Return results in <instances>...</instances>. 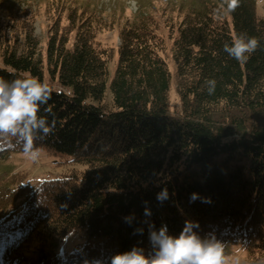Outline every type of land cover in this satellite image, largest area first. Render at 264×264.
I'll use <instances>...</instances> for the list:
<instances>
[{
    "label": "trees",
    "instance_id": "1",
    "mask_svg": "<svg viewBox=\"0 0 264 264\" xmlns=\"http://www.w3.org/2000/svg\"><path fill=\"white\" fill-rule=\"evenodd\" d=\"M180 1L170 47L180 99L175 112L165 43L146 12L127 20L117 48L98 40L92 17L70 11L62 23L61 10L44 52L30 29L21 43L1 39L0 77L30 74L62 93L53 92L41 109L47 115L43 108H52L56 126L37 147L66 171L35 188L13 180L0 185V264H10L15 259L7 254L33 239L35 264H110L133 246L152 253L150 223L178 236L186 220L199 223L202 238L264 243V18L256 0H240L220 19L214 12L221 0ZM240 33L260 41L243 63L224 51ZM16 152L22 150H0V160ZM163 188L168 199L161 203L156 195ZM19 199L24 211L9 215ZM71 234L83 242L62 256L56 248Z\"/></svg>",
    "mask_w": 264,
    "mask_h": 264
},
{
    "label": "rangeland",
    "instance_id": "2",
    "mask_svg": "<svg viewBox=\"0 0 264 264\" xmlns=\"http://www.w3.org/2000/svg\"><path fill=\"white\" fill-rule=\"evenodd\" d=\"M180 0H0V42L3 37L10 41L16 39L21 43L26 29H30L39 40L42 51H45L49 38V30L58 21L56 14L61 10V22L65 23L66 15L76 12L78 16L92 17L100 26L98 40L105 46H119V31L128 21L136 18V14L146 12L153 16L158 24V32L164 40V53L171 72L169 90V109L175 112L180 109V99L177 91L175 64L171 58L170 47L174 34V26L182 15ZM264 0H256L257 14L264 18ZM59 18V16H58ZM103 24V27H101ZM12 24V25H11ZM75 31L71 33L74 36ZM116 51V49L114 50ZM117 52L110 61L111 74L114 71ZM110 94L107 93V100ZM40 156L36 160L25 157L23 152L10 153L0 160V172L8 175L0 177V185L10 182H21L23 186L35 188L42 180L58 178L66 171V165L57 164L58 158L39 149ZM17 200L8 207L7 213L16 216L24 211L25 205ZM240 240V239H237ZM83 242L79 234H71L61 241L56 248L57 253L66 256L74 246ZM37 246L35 239L19 246L17 252L8 253V259H15L10 264H35ZM3 246L0 244V257ZM225 256L229 264H264V243L258 240L252 242H227Z\"/></svg>",
    "mask_w": 264,
    "mask_h": 264
},
{
    "label": "clouds",
    "instance_id": "3",
    "mask_svg": "<svg viewBox=\"0 0 264 264\" xmlns=\"http://www.w3.org/2000/svg\"><path fill=\"white\" fill-rule=\"evenodd\" d=\"M240 5V0H221L215 9L217 19L226 17ZM260 41L254 36L240 33L233 36L231 44L224 45V51L235 60L243 63L259 47ZM207 91L213 94L215 79L207 82ZM53 92L61 95L48 80L32 75H24L12 80L0 77V150L19 148L25 157L36 160L40 156L37 141L53 134L56 126L55 114L51 107L43 108L47 115H41V109L51 100ZM48 115L52 116L49 122ZM193 193L190 200H195ZM159 202L168 199V190L163 188L156 195ZM147 204V201L144 202ZM145 216L151 211L145 207ZM132 217H126L131 219ZM196 221L186 220L178 236L170 235L166 224L157 230L154 223L149 224V240L152 253L146 254L142 247L133 246L130 250L119 252L110 258V264H229L225 256V244L214 234L202 238L195 229ZM85 264H90L85 261ZM95 264H102L95 261Z\"/></svg>",
    "mask_w": 264,
    "mask_h": 264
}]
</instances>
